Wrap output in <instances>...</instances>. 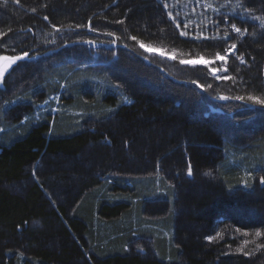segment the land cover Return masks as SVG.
Instances as JSON below:
<instances>
[{
  "label": "trees",
  "instance_id": "obj_1",
  "mask_svg": "<svg viewBox=\"0 0 264 264\" xmlns=\"http://www.w3.org/2000/svg\"><path fill=\"white\" fill-rule=\"evenodd\" d=\"M154 1L0 0V57L58 56L62 71L67 51L108 34L122 77L103 89L104 71H78L72 104L92 116L10 131L8 121L32 115L37 87L57 95L61 83L43 78L23 102L0 90V264H264V248L256 249L264 246V189L256 195L247 172L264 160V104L248 99L264 100V26L226 16L249 32L240 44L248 65L231 58L232 78L219 82L204 68L176 70L147 56L139 43L169 41L216 57L233 41L222 38L229 25L215 32L221 39L181 37ZM240 1L264 18V0ZM51 32L57 38H46ZM211 208L229 210L221 240L230 232L236 240L209 242L188 228L215 223ZM146 210L156 222L140 228ZM179 223L174 240L162 235ZM244 233H254L250 248ZM137 238H150L153 253L133 251Z\"/></svg>",
  "mask_w": 264,
  "mask_h": 264
},
{
  "label": "rangeland",
  "instance_id": "obj_2",
  "mask_svg": "<svg viewBox=\"0 0 264 264\" xmlns=\"http://www.w3.org/2000/svg\"><path fill=\"white\" fill-rule=\"evenodd\" d=\"M156 3L160 5L167 19L170 20L172 24H174L175 26L177 25V23L179 24V28L176 27L179 33L181 31H186L188 33L187 36L190 35L191 37L189 38L192 40H208L202 38L197 39V37L201 36V33H203V36L209 37V39L216 36L218 37H216L215 39H221L219 35H216L215 32L224 29V28L222 29L221 26L222 22H224V24L229 25L228 28L232 31L231 34H227V39L224 40L233 39V41L230 43L228 47L230 48L232 44H235L236 48L232 49L231 52L226 50L224 53H220L219 55L225 57V61H221V60H216L215 57L212 56L211 54L204 55V53L202 54L200 52H192V51L189 52L185 50L181 51L180 49H177L169 41H161V43L144 42V44L150 45L153 48L166 50V52L169 55L174 54L175 59L168 58V55H160L157 52L145 51L143 48L139 46L140 51L143 52L145 55L155 57L158 60L167 63L168 65L173 64L176 70H183V68L195 69L201 67L206 69V71H208V68H216L219 69V71L216 73L217 76H221V77L227 76L230 77V79L232 78V75H229L232 71V69H230L231 68L230 62L232 61L231 58H233L234 61L236 60L238 64H244L245 66L248 65L246 59L240 57V51L242 50L240 49V44H241V40L246 35L248 36L249 32L245 27H241L238 24L232 23L230 19L227 20L226 16H229L230 14H244L241 16L242 21L240 20V22H244L245 20L250 19L251 21H257L258 23H260V19H257L256 16H252L251 14H253V12H251L247 8L246 11L243 10L242 2L240 0H156ZM232 6L238 9L233 10L231 9ZM169 13H171V17L169 16ZM235 16L236 19H240V16L237 15ZM186 24L187 27H185ZM233 24H235L236 27L242 29L241 33H236L232 30L231 26ZM57 36L58 34H56L55 32H51L47 34L46 38H51V37L57 38ZM106 36H108V34H103L102 36L103 39H102L97 36L95 37L93 35L92 36L89 35V37H91L92 39H87L83 43L82 42L77 43V45H75L69 51H67L69 52V57H67L65 61L69 66L64 65V67L66 68H64L62 71L59 70V68L62 65L56 62L58 56H53V57L49 56V58L48 56H44V58L43 57L30 58V56L27 55V57L21 60H17L10 67H8L7 70L4 72L3 79H0V90L2 89L3 91L5 90L8 93H10L17 102L18 101L23 102L22 94H24L26 90L28 91V89L36 86L43 78L47 79L51 83L60 82L61 91H62L60 92V94L57 95L40 94L42 92H40V88L36 86L37 88L33 92V94H35V98H34L35 107L32 115H27V116L25 115L21 119V121H19V123H12V121H8V124L10 126L8 127L9 128L8 131L17 130L19 129V126H23V124L28 122H31V124L44 120H50L54 122L58 119L59 115L60 116L65 115L66 117L69 116L71 118L78 120L77 122H81V123L84 122L88 117L92 116V115L87 116L89 113H85L83 111L78 110V108L74 104H72L74 97H73V93L69 91L70 90L73 91L74 86H76V81H77L76 73L78 71H83L84 73H89V72L98 73L104 71V74L106 75L107 78L105 82L104 81L102 82L103 89H106L107 87H111L113 82H111V79L109 78L112 77L114 81L121 80L122 77L119 75V71L117 73L114 64L116 60L118 61L120 60L119 58L120 56L118 55L119 45L114 44L112 42L107 43L110 40H108ZM234 36L236 38H239L240 41L236 42ZM40 37L41 35H39V38ZM181 37H185V36H181ZM19 56L23 57L22 55ZM8 57H13V56H8ZM59 57H63V56H59ZM87 58H91V59L89 61L87 60L86 64L84 63V65H76L79 62L85 61ZM198 58H203L204 60L210 62L214 61V63H210L207 66L204 64L190 65V64L180 63L181 60L198 59ZM241 58L244 61L243 63L241 62ZM2 60L3 59H0V68H4V66L8 63V61L6 60L3 63H1ZM127 63H130V61H127ZM135 63H137V61H135ZM225 68H227L226 72L223 70ZM54 70L56 73L59 72L67 75L65 77H62L63 78L62 80H60L59 78L55 79L52 77L46 78V74ZM133 70H135L134 67ZM208 73L210 74L209 71ZM123 76L125 77V75ZM210 76L214 77L212 74H210ZM91 78L94 81V83L98 82L96 79H94L96 77H91ZM130 80L133 81V79ZM217 80L220 82L229 79L221 78ZM108 82L111 83V85ZM116 87L117 88L120 87V85L117 84V82H116ZM84 98L86 99L87 97L84 96ZM89 122L90 121H87V125L90 124ZM8 131L5 130L4 132L7 133ZM248 170H249L247 171L249 172L248 174H250L252 177L254 176L253 181L255 183L254 184L255 188L256 187L258 188V186H260L261 190L264 189V183L261 182L262 180H264V160L263 163L256 164L253 167L248 168ZM202 188L203 185L198 187V189L201 190V193H203ZM259 190H260L259 188L256 190V195H259L260 192ZM256 195L254 194V196ZM147 210H149V208ZM210 211H212L211 213L212 216L216 217L215 223L212 224L213 226L210 224L209 226L208 225H203L202 227L197 226L195 229L194 227L191 228V226H188V228L194 231V233L198 238L204 237L205 241L212 242L214 239H217L219 241L215 240L216 242H224L227 239L228 241L230 240V242H232V240L233 241L236 240L237 236L232 235L231 232L229 237H226L227 236L226 233V236L224 235L225 239L221 240L222 234L220 233L221 232L220 229L223 226L220 224L225 223L224 225L226 226L227 225L226 223L229 220V219L227 220V218L222 213L226 214V212L228 213L229 210H226L225 208L224 210L223 209L219 210L218 208H211ZM259 211H264V208L262 210L259 209ZM254 213H256V211ZM150 214L151 213L148 211L144 212V216H143L144 221L142 222L140 228H146L149 226L152 227L151 224L156 222L150 219L151 218ZM182 214H185V212ZM207 215H209V213ZM152 216H153L152 218L156 217L154 213ZM179 216L182 215L179 214L177 218H179ZM254 218L256 219V217ZM149 221H151L152 223ZM260 221L262 222L264 220L260 218L259 222ZM179 227H180V223L175 224L174 230H172L169 235H167L168 233H166V231L161 233L163 236H167L170 240L171 239L174 240L175 235L177 234L175 229L177 230L179 229ZM214 233H216V235H214ZM253 234L254 233H244L242 236V240L244 244H249L248 247L251 246V244H253L252 243L254 236ZM208 237H212V239L209 240L207 239ZM259 238L264 240V236H261ZM153 243L154 242L150 238H137L134 242H132L131 245L133 246V251L140 252V250L143 251L144 248H146L149 254V253H153L154 251ZM262 248H264V246H260V247L256 246L257 250ZM230 249L231 248L228 246L227 249L223 250L226 256L230 255Z\"/></svg>",
  "mask_w": 264,
  "mask_h": 264
},
{
  "label": "snow or ice",
  "instance_id": "obj_3",
  "mask_svg": "<svg viewBox=\"0 0 264 264\" xmlns=\"http://www.w3.org/2000/svg\"><path fill=\"white\" fill-rule=\"evenodd\" d=\"M169 16L171 17V13H169ZM45 19H48V17H45ZM257 19H260V23L262 26H264V18H257ZM177 28H179V24L177 23L176 25ZM185 27H187V24L185 25ZM232 30L236 33H241L242 29L239 28V27H236L235 24H233L231 26ZM246 31V29H245ZM180 35L181 36H187L188 33L186 31H181L180 32ZM209 39V37L207 36H203V33H201V36L200 37H197V39ZM133 39H136L135 37H133ZM225 39H227V34L225 35ZM139 46L141 48H143L145 51H149V52H157L159 53L160 55H168V58H171V59H175V55L172 54V55H169L166 50H161V49H158V48H153L152 46L150 45H146L144 44L143 42H140L139 43ZM236 48V45L235 44H232L230 46L229 49H227V51L231 52L232 49H235ZM27 53L25 52L24 53V57H27ZM24 57H20V56H14V57H8V56H3V57H0V59H3V60H6L8 61V63L4 66V68H0V79H3V76H4V72L7 70L8 67H10L13 63H15L17 60H21L23 59ZM216 60H221V61H225V57L224 56H221L219 54H217V56L215 57ZM241 62L243 63V59L241 58ZM180 63L182 64H190V65H196V64H204V65H208L210 63H214V61H207V60H204L203 58H198V59H189V60H181ZM225 72L227 71V68L223 69ZM208 71L210 72V74H212L216 79H230V77H227V76H217L216 73L219 71V69H216V68H208ZM221 99H226L225 97H221ZM237 99H243V97H237ZM249 100H253L255 101V103L257 104H264V100H261V99H258L256 97H253V96H249L248 97ZM189 174H191V170L189 169ZM262 183H264V180L261 181ZM257 236L260 235L259 232L256 233ZM207 239L211 240L212 237H208Z\"/></svg>",
  "mask_w": 264,
  "mask_h": 264
},
{
  "label": "water",
  "instance_id": "obj_4",
  "mask_svg": "<svg viewBox=\"0 0 264 264\" xmlns=\"http://www.w3.org/2000/svg\"><path fill=\"white\" fill-rule=\"evenodd\" d=\"M24 57V56H23ZM25 58V57H24ZM5 60H2V62L1 63H3Z\"/></svg>",
  "mask_w": 264,
  "mask_h": 264
}]
</instances>
